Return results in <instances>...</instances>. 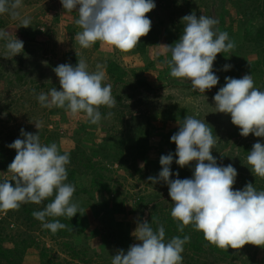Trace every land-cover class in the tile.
<instances>
[{
  "label": "rangeland",
  "instance_id": "rangeland-1",
  "mask_svg": "<svg viewBox=\"0 0 264 264\" xmlns=\"http://www.w3.org/2000/svg\"><path fill=\"white\" fill-rule=\"evenodd\" d=\"M235 1L237 0H154L155 9L146 14L151 20L148 37L152 43L149 41L143 54L136 48L122 52L101 42L97 47L81 48L75 39L76 34L81 31L75 24L78 13L76 10L67 12L60 0H22L19 19L13 20L8 14L0 15V29L24 44L23 52L12 57L4 47L5 41L0 40V141L9 144L17 138L22 139L21 129H24L33 134L39 131V135L43 133L45 137L56 133V144L61 151L74 150L78 146L89 148L96 144L103 145L106 149H101L102 152L107 151L108 154V158L100 153L93 158L96 161V172L81 168L83 175L74 184L76 191L73 201L86 212L89 224L83 234L53 238L42 227L41 221L36 220L35 224L26 222L23 214H20L21 209L0 211V239H4L2 245L11 248L14 242H18L23 248L24 244L22 264H42V253L52 261L51 264H111L112 256L118 250L122 249L126 254L131 245L140 243L133 236L138 222H141L140 213L147 216L154 206L158 213L161 205L166 211L173 206L167 184L163 181L152 184L148 177H159L162 170L161 165H157L160 163L159 146L166 145L162 134L183 120L182 112L186 116L205 120L218 137L212 155L224 157L225 163L222 166L232 164L238 175L242 172V167L248 164V153H244L245 145H251L252 149L256 142L263 144V137L252 134L247 137L232 136L230 114L216 112L213 99L225 85V77L236 78L233 67L240 62L248 64L259 59L255 50L242 54L246 46V42L242 40L245 19ZM250 2L252 3L249 0L248 4ZM263 2L264 0H260L259 4L262 5ZM222 5L225 6L226 14L223 28L236 47L231 52L217 54L213 71L219 77V82L202 94L193 90L190 81L170 75L167 64L170 53L166 52L164 45H174L179 40L180 31L183 32L184 27L181 18L192 13L197 17L205 15L217 19L216 27L222 31ZM254 15L252 23L248 19V24L259 28L264 24V16ZM25 17L31 20L27 28L21 25V20ZM177 28L181 30L178 31ZM254 31L255 29L252 30ZM72 55H76L73 56L75 60L84 59L89 71H95L96 65L102 64L106 75L105 83L112 85V95L116 99L118 95L121 96L115 107L100 108L102 119L98 124L89 123L83 113L76 116L69 112L53 113V107H42L37 100L41 92L49 93L53 87L60 90L59 79L53 69L60 64H68ZM110 60L119 63L127 72L125 83L115 84L107 74L106 64ZM226 64L231 66L228 70H224ZM262 67L264 71V66ZM244 75L245 72H242L240 78ZM251 75L255 86L264 91V74L261 78ZM140 79L148 81L153 89L137 87ZM109 113L112 115L109 116ZM35 122L41 124L39 130L35 127ZM138 123V127H147L149 123L154 125L149 126V148L144 160L134 159L133 151L127 149V145L136 141L135 129H138ZM121 140L124 141L123 144ZM120 153L122 160L118 159ZM195 164L193 161L187 166L191 177ZM94 178H100L99 182L106 181L113 192L108 196L106 192L100 191L97 188L101 186L99 183L93 188ZM170 178L173 179L172 176ZM5 179H11V173L0 170V181ZM238 181L236 178V182ZM258 184L264 188V179L260 178ZM236 187L234 184L233 190ZM83 188L91 192L76 194ZM116 196L124 201L126 212H114L112 199ZM141 199L149 202L148 207L138 204ZM132 208L134 212H129ZM120 223L128 233L124 245L118 243ZM65 242L71 248L86 251L85 254L73 256L68 246L64 245ZM82 258L88 259V262L84 263ZM5 262L0 259V263L6 264ZM261 262H264V256Z\"/></svg>",
  "mask_w": 264,
  "mask_h": 264
},
{
  "label": "clouds",
  "instance_id": "clouds-1",
  "mask_svg": "<svg viewBox=\"0 0 264 264\" xmlns=\"http://www.w3.org/2000/svg\"><path fill=\"white\" fill-rule=\"evenodd\" d=\"M60 2L67 12L78 13L75 23L81 31L75 39L81 48L89 49L101 42L122 52L133 50L140 38L149 34L151 20L146 14L156 7L154 0ZM21 7L22 0H0V15L19 19ZM181 22L184 27L179 40L174 45H164L170 53L167 61L170 75L190 81L193 90L203 94L219 82L213 71L217 54L231 52L236 45L226 31L216 27L215 18L192 13L182 17ZM30 24V18L21 20L25 28ZM0 40L5 41L4 47L12 57L23 52V41L3 29ZM230 67L226 64L224 70ZM103 68L97 64L95 71H89L82 58L76 66L67 63L56 66L53 71L60 90L53 87L49 93L41 92L38 102L42 107L65 109L73 116L83 113L89 123L98 124L102 119L100 108H113L117 103L112 85L105 83ZM225 81L213 97L216 112L230 114L241 136L264 137V91L255 86L251 74L239 79L225 77ZM35 127L39 130L41 124L35 122ZM21 136L23 139L17 138L8 145L16 150V155L8 165L11 179L0 181V211H18L22 205H39L52 198L43 210L34 211L33 216L42 222L43 228L55 234L67 228L55 218L71 219L82 212L73 201L75 185L66 182L70 155L61 154L56 143H42L39 131L33 134L21 129ZM217 138L205 120L186 116L171 141L176 145L177 165L183 168L196 162L192 178H170L173 154L169 153L160 157L159 177L150 176L148 180L152 184L160 181L167 184L173 203L171 217L177 222L179 232L191 226L202 232L209 244L225 251L239 250L247 244L264 248V190H258L252 183L242 190H233L238 173L232 164L218 165L212 155ZM248 153L246 159L253 175L264 179V144L254 143ZM11 181L15 182L14 186ZM49 217L53 219L48 221ZM133 236L140 243L131 245L126 254L118 250L111 264H183L184 245L190 242L187 235L166 241L163 225L154 229L146 220L138 222Z\"/></svg>",
  "mask_w": 264,
  "mask_h": 264
},
{
  "label": "trees",
  "instance_id": "trees-1",
  "mask_svg": "<svg viewBox=\"0 0 264 264\" xmlns=\"http://www.w3.org/2000/svg\"><path fill=\"white\" fill-rule=\"evenodd\" d=\"M248 1L249 0H237L234 2L237 8L239 9V11L241 13L242 12L244 13V19H245L244 26H243L245 32L242 37V40L243 42H246V46L244 47V50H243L244 53L242 54H248L250 51L255 50V52H257L258 54L259 59L254 62L248 63V64H246L245 62H242V63L240 62V64L233 67L234 72L236 74L235 77L238 79L240 78L242 72H245V74H253L254 77H257V78H261V76L264 74L263 67L261 68L262 65L264 66V24H261L259 28H255L254 25L248 24V19L249 21L251 20V23H252V20H253L252 17L254 14L264 16V2L261 5L259 4L260 0H251L252 3L250 2V4H248ZM255 3H258V4H255ZM221 7H222L221 8L222 10L220 11V16L222 20V31H224L225 29L223 28V23H224L223 21L226 17V14L224 13L225 6L222 5ZM253 12L255 13L253 14ZM258 15H254V16L257 17ZM77 19H78V14L76 15L75 21ZM253 29H255L254 32H252ZM177 30L179 31L181 29L177 28ZM180 34L182 35L181 31H180ZM140 40H143V41L139 42V44L135 48L139 53L143 54L146 52V46L149 44L150 38L147 35V36L141 37ZM99 43L100 42H97L95 46L97 47ZM150 43L152 42L150 41ZM222 54H225V53H222ZM73 56H76V55H72V57L68 60V64L76 66L78 63V60H75L74 59L75 57ZM106 72L115 84L125 83V76L127 72L116 61L110 60L107 62ZM137 82H138V84L136 85L137 87L144 86L146 88L153 89V86L144 79H140ZM130 86L133 87L134 85L130 84ZM117 99L120 101L121 96L118 95ZM52 112L53 113H65L67 111H65V109H62V108L53 107ZM181 114H182V118L184 119L186 115H184V112H182ZM182 122L183 120L180 123ZM180 123L176 127H173L172 129H170L167 133L162 134L163 141L166 143V145L159 146V161L162 155H167L169 153L173 154V163L170 165L171 171L173 173L172 175L173 179L192 178L187 166L181 168L179 165L175 163V160L178 157L175 156L176 145L174 142L171 141V136L174 135L179 130ZM139 124L140 123H138L136 127H138ZM149 126L154 127V125L152 126L151 123H149ZM149 126L147 127L139 126L138 129H135V135H136L135 140L136 141L134 144L127 145V149L133 151L134 159L141 158L142 160H144L146 156L147 150L149 148V140H150L149 138L151 134V129ZM232 126H233L232 136L241 137L240 129L233 124ZM44 135L45 134L43 133L40 135L41 137L40 140L42 143L44 144L56 143V139H57L56 133L54 135L50 133L46 137ZM252 135L255 136L254 134ZM13 142L14 141H12L11 143ZM123 143L124 141L121 140V144ZM9 144H5L0 141V170L8 171V165L13 161L16 155V150L9 148L8 147ZM263 144H264V137H263ZM102 146L103 145L93 144L89 148L78 146L74 150L73 149L69 151L60 150L61 154L67 152L70 155V164L67 166V171H68V180L66 181L67 183L75 184L76 181L79 178H81V176L83 175V174L81 175L82 170H83V169L81 170V168H86V169L93 170L96 172V163H95L96 161L94 162L93 158L99 153L103 155L104 157L108 158V154H106L107 151L105 150L106 152H102V150L106 149ZM250 150H251V145L246 144L244 148V153L247 154L248 152H250ZM131 151H129V154ZM215 158L217 160L218 165H222V163H225V159L223 156L222 157L219 156ZM118 159L120 160L123 159V157L121 156V153ZM157 165L160 166V163H158ZM241 170L242 172H240V174L237 175L236 177L239 179V181L235 183L237 185L236 190L243 189L247 183H252L258 190H264V188L258 184V181L260 178L253 175L250 169V165L247 164L243 166ZM176 173L179 174L178 177L175 175ZM101 177L102 176H100V178ZM100 178L92 179L93 188L96 187L97 184L99 183L101 186L97 188H99V190L104 193L106 192L107 195L109 196L113 191L111 190L110 185L106 181L99 182ZM11 183L13 184V186L15 185L14 181H11ZM84 192L90 193L91 190L89 191L87 188L79 189V191H77L76 194H81ZM51 199L52 198H49L48 200H45L42 204H39V205L32 204V203L22 205L20 208L22 212L20 211L21 212L20 214L21 215L23 214L22 217L26 222L31 221L32 224L33 223L35 224L36 223L35 221L37 219L34 218L33 212L43 210L46 204L51 202ZM112 201H114V203L112 204L113 205L112 207L115 209L114 212L116 213L126 212V209H124V205H123L124 201H122V199L116 196L114 199H112ZM138 204L142 207L144 206L148 207L149 202L145 201L144 199H141L138 202ZM155 207L156 206H154L153 209L148 212L147 216H145V214L141 212L139 221L142 222L146 220L147 222L151 223V226L154 229H156L158 225H163L165 229L166 241L170 240L173 236H180L181 238H183L186 235L190 236V242L184 245V252L182 253L183 264H252V263L253 264H257V263L264 264V262H261V258L262 256H264V248L259 247V246H254L251 244H247L239 250L229 248L228 251H225V250L219 249L216 246L211 245L207 241H205L203 233L194 230V228L191 226H187L185 227L183 232H179L177 229V222L174 221L173 218L171 217V209L169 211H166L164 206L161 205L160 213H158ZM108 210L112 212L110 209ZM128 211L134 212V209L132 208ZM84 212L85 211L82 209L81 214L78 212L71 219L67 217L55 218V219H59L61 223L66 224L67 228L58 230L55 234H53L48 229H46V232H48L53 238H58V236H71V235L83 234L87 230L88 225H89L88 220H87V214L86 212L85 213ZM46 219L48 221H51L53 218L49 217ZM120 226L121 228L119 230L120 236L118 239V243L120 245H124L125 240H127L126 238L128 237L127 236L128 233L123 228L122 224ZM3 240L4 239H0V259H4L6 261L5 262L6 264H22L25 245L22 244L23 248H21L18 242H14V245L11 248H6V247H3L2 245ZM64 245L68 246V248L72 252V255L75 257L81 256L82 254H85L86 252V251H79L76 248H71V245L66 242L64 243ZM259 255H262V256H259ZM82 261L86 263L88 262V259L82 258ZM51 262L52 261L48 258H45V254L42 253V264H51Z\"/></svg>",
  "mask_w": 264,
  "mask_h": 264
}]
</instances>
